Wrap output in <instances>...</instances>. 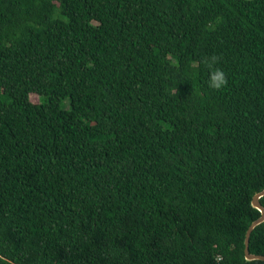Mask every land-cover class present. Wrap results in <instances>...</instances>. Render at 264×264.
<instances>
[{
  "label": "trees",
  "instance_id": "1",
  "mask_svg": "<svg viewBox=\"0 0 264 264\" xmlns=\"http://www.w3.org/2000/svg\"><path fill=\"white\" fill-rule=\"evenodd\" d=\"M263 190L264 0H0V264H264Z\"/></svg>",
  "mask_w": 264,
  "mask_h": 264
},
{
  "label": "clouds",
  "instance_id": "2",
  "mask_svg": "<svg viewBox=\"0 0 264 264\" xmlns=\"http://www.w3.org/2000/svg\"><path fill=\"white\" fill-rule=\"evenodd\" d=\"M222 61V57L213 54L205 56L202 63L209 70L208 87L215 91L223 90L228 85L227 75L223 69L217 67Z\"/></svg>",
  "mask_w": 264,
  "mask_h": 264
},
{
  "label": "water",
  "instance_id": "3",
  "mask_svg": "<svg viewBox=\"0 0 264 264\" xmlns=\"http://www.w3.org/2000/svg\"><path fill=\"white\" fill-rule=\"evenodd\" d=\"M264 196V190L255 194L251 201V206L259 211L260 217L253 221L250 226L248 227L246 234H245V241H244V256L246 261H262L264 262V256L260 255H253L249 252V238L252 231L260 224L264 223V208L259 203V200Z\"/></svg>",
  "mask_w": 264,
  "mask_h": 264
},
{
  "label": "rangeland",
  "instance_id": "4",
  "mask_svg": "<svg viewBox=\"0 0 264 264\" xmlns=\"http://www.w3.org/2000/svg\"><path fill=\"white\" fill-rule=\"evenodd\" d=\"M30 101L32 102V104H38L39 103L38 96H36L35 94H31Z\"/></svg>",
  "mask_w": 264,
  "mask_h": 264
}]
</instances>
